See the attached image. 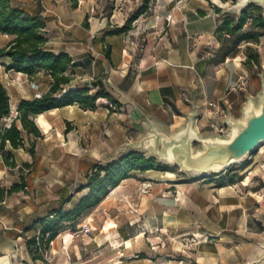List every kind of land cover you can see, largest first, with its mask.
I'll return each mask as SVG.
<instances>
[{"label": "crops", "instance_id": "crops-1", "mask_svg": "<svg viewBox=\"0 0 264 264\" xmlns=\"http://www.w3.org/2000/svg\"><path fill=\"white\" fill-rule=\"evenodd\" d=\"M7 1L11 7L22 9L27 16L42 20L48 37L45 48L70 55L73 67H78L85 73L82 80L87 84L85 87L93 91L97 89V86L93 84L100 80L109 95L122 110L124 109L127 118H129L128 110L132 108L136 115L145 116L156 127L168 134H173L184 126L187 115L193 111L194 107L198 110L195 123L206 125L207 119L202 115L203 104L206 101H219L226 98L234 104L236 100H239L240 93L245 90L243 88L246 83L245 76L248 74L246 70H243L242 74L243 51L242 47L235 43L233 38L235 33L232 32L236 21L219 17L214 10L203 4L197 5L195 10L191 8L182 11L180 10L183 7L181 2H175L171 13L172 18H162L157 14L146 15L145 12L131 24L130 30L116 33L131 17L128 9L124 10L119 7L120 0L110 2L107 5L109 8L107 11L103 9L102 0ZM169 3H172V0H169ZM178 11L179 14H177ZM0 39H2L0 48L5 47L10 40L7 35L2 34H0ZM108 48L110 50L109 60L104 55ZM5 66L9 65L1 63L0 78L3 74L12 73L11 77L18 81L22 91V94L16 92V101L13 102L10 98V113H12L18 110L20 99L31 101L39 98L37 95L39 92L42 94V91L41 87L29 81L33 80L38 73L28 77L26 74L10 70L7 74ZM45 77L50 79L47 75ZM256 77L258 80L259 74H256ZM89 81L93 82L89 83ZM33 118L40 133L38 140L41 145L51 143L55 135L59 137L56 141L62 145L63 150L57 155L63 161L72 160L70 166L72 173L69 174L72 182L64 184L61 180L56 182L54 181L55 174H26V176L19 174V181L15 185H19L23 178L25 186L16 193L35 190L38 194L50 196V199L46 198L38 206L31 205L29 202H26V205L16 206L15 218L1 222L3 231L0 233V242L6 243L5 245L10 249L0 252V264H8L6 258L13 264V253H16L17 244L20 245V249L24 247L29 257L25 239L37 235L42 223L51 219L53 212L57 210L56 204L59 206L65 200V207L72 209L78 203L81 197L73 201L72 195L76 190L86 186L88 175L100 162L96 157L83 158L79 154L71 157L70 152H66L65 146L70 142V137L67 140L64 137L66 123H69L74 135L78 133L83 136L99 128H101V133L107 136L110 133L112 139H105L111 148L108 162L118 155L116 146L127 141L121 136L123 129L112 123L107 107L83 110L77 105H72L51 109ZM130 124L135 129L136 126L131 121ZM22 135L25 141V132ZM32 158L34 166L38 163L41 164V168L49 171L47 166L52 159L46 156L41 155L39 158L37 154H34L29 159L23 157L21 163L30 164ZM155 172L158 171L149 170L140 174L144 180L156 182L158 180L155 178L159 176ZM59 176L62 180L68 178L66 174H59ZM81 176L84 177V182L80 184V187H74V179H79ZM130 181L131 178L121 181L115 194L113 196L108 194L105 200L119 199L124 192L122 187ZM168 189L169 186L157 184L154 185L152 191L162 192L161 196L166 197ZM175 190L178 193L180 188ZM55 195L57 198L54 197ZM220 195V192H217L218 198L214 197V200L207 198V204L211 203L219 213L223 214L240 209L237 208L239 202L235 196L228 195L223 198ZM180 197L178 193V198ZM158 209L161 210L159 207ZM248 209L242 200V233L248 230L249 224L253 225L247 218ZM162 218L160 225L164 226L166 225V214ZM70 223L72 222L67 224ZM256 223L260 225V222ZM78 224L81 227L88 225L84 220L78 221ZM115 227L118 226L115 225ZM58 234L52 243L60 238L63 231ZM243 237L242 234V240ZM132 238L127 230L118 228L115 235L106 236L105 240L124 243L123 251L127 252ZM80 241L90 243L88 248H93L97 245L99 238L84 234L80 237ZM82 254L81 251L75 253L73 263L76 260H82ZM204 254L213 255L214 253L207 251ZM261 254V250L251 253L242 249V257L235 258L231 262L223 261L220 264H247L259 258ZM217 257L219 259L220 256ZM206 258L210 262V257ZM57 259V261L60 260V258ZM196 263L200 264L197 258ZM218 263L217 260L216 264ZM81 264H87L86 259L85 263Z\"/></svg>", "mask_w": 264, "mask_h": 264}, {"label": "rangeland", "instance_id": "rangeland-1", "mask_svg": "<svg viewBox=\"0 0 264 264\" xmlns=\"http://www.w3.org/2000/svg\"><path fill=\"white\" fill-rule=\"evenodd\" d=\"M112 1L102 0L101 4L105 11L109 9L107 5ZM159 1L150 0L145 14H157L162 18H172L173 5L175 2H181L183 7L180 10L182 11L191 8L195 10L197 5L203 4L214 10L219 17L231 18L236 23L239 20L238 15L228 11L235 0H172V3H169V0ZM118 4L120 8L128 9L129 15L132 16L141 8L143 0H120ZM179 13L178 11L177 14ZM260 15L263 17L262 9L247 8L244 11V25L233 37L235 43H238L243 51L242 74L243 70H246L248 74L245 76L246 83L243 87L245 90L240 93L239 100L232 104L231 114L235 118L239 117L246 99L249 96L256 99L260 92V78L258 84L256 74L264 76V28H257L253 25ZM9 39L11 38L9 37ZM1 43L2 39H0ZM1 63L10 66V62L5 58H0V66ZM7 67L5 66L4 69L8 74L7 71L10 70ZM12 75V73L10 75L3 74L0 84L6 90L9 101L12 98L14 102L16 101V92L22 94V91L18 81L11 77ZM66 75L72 80L65 88H86L87 84L82 81L85 73L80 68L72 67L66 72ZM45 76V73L39 72L36 77H33V80H29L35 86L41 87L42 94L48 92L51 83V80ZM91 82L93 81H89V83ZM96 91L97 89L93 91L90 89L89 94L93 95ZM42 94L39 92V97ZM20 102L21 99L19 104ZM106 107L112 118V123L123 129L121 136L127 139L116 146V152L120 154L127 145L136 146L143 138L144 132L138 127L132 128L130 119L127 118L124 109L122 110L119 105L108 100H95V109H105ZM18 114L19 110L10 113L9 117L2 121L1 128L9 126L10 122L18 117ZM16 124L20 126L18 121ZM194 128L199 135L212 133L203 123L196 122ZM100 129L89 131L83 136L78 133L74 135L75 133L72 131L69 145L65 146L66 152H70L71 157L75 154H79L83 158L96 157L100 160L98 163L104 166L109 160L108 156L111 155V148L105 139H112V135L108 133L109 136H107L101 133ZM25 136L23 147L11 149L6 146L5 150L0 153V233L3 231L1 222L15 218L16 206L26 205V202L38 206L46 198L50 199V196L38 194L35 190L23 193L10 192L9 190L19 181V174H23V176L26 174H55L54 181L56 182L59 180L63 184L72 182L69 175L72 173L70 169L72 160L65 159L63 161L58 158L57 154L62 152L63 148L56 141L59 139L57 135L51 139L52 142L49 141L51 143L42 145L38 138H34L28 133H25ZM79 138L80 141H78ZM31 145H34V154H37V157L40 158L42 155L52 159L47 166L49 171L41 168V164L37 163L34 166L33 158L30 159L31 168L27 169L23 166L21 163L23 157L28 159L33 157L29 153ZM197 148L198 144L194 143L193 149ZM148 154L149 151L143 155L148 157ZM4 157L8 159L7 162ZM157 161L160 162L159 166L162 168V171H158L160 173L155 172L159 176L155 178L158 181H146L142 174L132 173L131 181L122 187L124 192L119 199L105 200L104 198L95 208L86 211L72 223H62L63 228L59 233L63 231V234L60 238L51 244L40 240L39 247L31 248L33 256L28 251V257L24 247L20 249V245L17 244L16 253H13V264H25L26 262L29 264H81L85 263V259L87 264H197L196 258L200 264H216L217 260L220 264L223 261L231 262L235 258L242 257V249L251 253L261 250V247L264 246V145L244 162L231 165L220 173L203 177L180 172L178 168ZM59 174H66L68 178L62 180ZM82 182H84L83 176L79 179L75 178L74 187H80ZM157 184L169 186V189L166 190V197L161 196L162 192L152 191L154 185ZM117 187L111 188L108 194L113 196L119 188ZM177 188H180L178 192L180 198L175 190ZM76 191L72 195L73 201L89 193L85 187ZM217 192H220L222 197L235 196L239 202L237 208L240 209H234L228 214L219 213L216 207L211 203L207 204L206 201L207 198L210 200H214V197L218 198ZM54 197L57 198L56 195ZM242 200L249 208L247 218L253 224L251 226L248 223V230L244 233H242L241 225ZM63 201L65 202V200ZM64 202L59 206L56 204L57 210L63 212L70 210L65 207ZM158 207L164 214L159 211ZM165 214L166 225L162 226L160 222ZM81 220L86 221L88 225L81 227L78 224V221ZM256 222H260V225L258 226ZM85 228L89 229V233H85ZM116 228H124L133 237L127 252L123 251L124 243L105 240L106 236L116 234ZM84 234L99 238L97 245L88 248L90 243L86 244L83 241L81 243L80 237ZM135 236L137 238H134ZM28 239L26 238L25 242ZM5 244L0 242V252L10 249ZM78 251L83 252L82 260H76L73 263V256ZM207 251L214 254H204ZM44 252H46L45 258ZM217 256H220L219 259ZM206 257H210V262ZM57 258L60 260L57 261ZM6 260L8 264H11L9 259L6 258Z\"/></svg>", "mask_w": 264, "mask_h": 264}, {"label": "trees", "instance_id": "trees-1", "mask_svg": "<svg viewBox=\"0 0 264 264\" xmlns=\"http://www.w3.org/2000/svg\"><path fill=\"white\" fill-rule=\"evenodd\" d=\"M149 1L143 0L141 8L116 33H124L130 30L131 24L146 12ZM244 21L243 11L232 32L239 31L244 25ZM253 25L263 29L264 17L260 15L253 22ZM44 27L40 18L27 16L22 9L11 7L7 0H0V34L11 38L5 47L0 48V58H7L10 62L7 69L26 74L28 77L43 72L51 80L48 92L31 101L21 100L18 117H15L9 126L4 128H1V123L9 117L10 104L9 96L0 84V153L5 150L6 146L11 149L23 147V132L32 135L34 138H40V133L32 119L36 115L51 109L72 105H77L83 110H94L95 100L98 98H105L117 104L100 80L93 84L97 86V91L93 95L89 94L91 88H65L72 80L66 75V72L73 67L72 58L67 53L53 52L45 48L48 37ZM104 55L106 59H110L109 48ZM17 121L20 123V128L16 124ZM71 134L72 129L69 127V123H66L65 139L67 140ZM33 146L31 145L29 149L31 156L34 155ZM4 160L7 162L8 159L4 157ZM159 163L154 157L130 152L113 162H107L104 166L100 164L94 166L87 177L85 186L89 193L82 197L72 209L66 212L55 210L52 218L42 223L39 239L45 241L46 244L52 242L63 228L62 223L73 222L86 211L95 208L108 195L111 188H115L121 181L131 178L132 173H144L149 170L162 171ZM23 166L27 169L31 167L28 163H24ZM24 186V179L21 178L20 184L13 186L9 191L16 192ZM35 246V237H30L26 242V247L31 255V248Z\"/></svg>", "mask_w": 264, "mask_h": 264}, {"label": "water", "instance_id": "water-1", "mask_svg": "<svg viewBox=\"0 0 264 264\" xmlns=\"http://www.w3.org/2000/svg\"><path fill=\"white\" fill-rule=\"evenodd\" d=\"M258 7L263 10L264 0H235L228 10L238 17L249 7ZM260 92L256 99L249 96L241 108L238 118L232 116L231 111L221 117L219 122L227 129L226 133L199 135L195 128V119L198 116L196 107L187 115L183 127L173 134L156 127L145 116H138L132 108L128 110L129 119L138 127L144 136L136 146L127 145L113 160L123 155L136 152L147 153L161 162H165L180 172L200 177L217 174L231 165L244 162L248 157L264 145V76L259 75ZM198 144L193 149V144ZM262 254L253 262L247 264L264 263V246Z\"/></svg>", "mask_w": 264, "mask_h": 264}, {"label": "built area", "instance_id": "built-area-1", "mask_svg": "<svg viewBox=\"0 0 264 264\" xmlns=\"http://www.w3.org/2000/svg\"><path fill=\"white\" fill-rule=\"evenodd\" d=\"M39 97V95H37ZM232 110V104L226 99H222L219 101H206L203 104L202 115H204L207 119L206 126L212 132V134H220L223 135L226 133L227 129L224 125L219 122L221 117L226 116L227 111ZM85 233H89V229L85 228ZM40 230L37 232L35 236L36 246L39 247L40 239H39ZM50 244L52 242H49ZM44 258L46 257V252H44Z\"/></svg>", "mask_w": 264, "mask_h": 264}, {"label": "bare ground", "instance_id": "bare-ground-1", "mask_svg": "<svg viewBox=\"0 0 264 264\" xmlns=\"http://www.w3.org/2000/svg\"><path fill=\"white\" fill-rule=\"evenodd\" d=\"M118 188V187H117Z\"/></svg>", "mask_w": 264, "mask_h": 264}]
</instances>
